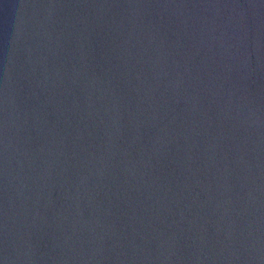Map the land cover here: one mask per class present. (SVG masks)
I'll list each match as a JSON object with an SVG mask.
<instances>
[{
	"label": "water",
	"instance_id": "95a60500",
	"mask_svg": "<svg viewBox=\"0 0 264 264\" xmlns=\"http://www.w3.org/2000/svg\"><path fill=\"white\" fill-rule=\"evenodd\" d=\"M0 264H264V0H0Z\"/></svg>",
	"mask_w": 264,
	"mask_h": 264
}]
</instances>
